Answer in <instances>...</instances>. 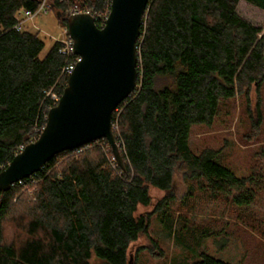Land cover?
<instances>
[{
    "label": "trees",
    "instance_id": "16d2710c",
    "mask_svg": "<svg viewBox=\"0 0 264 264\" xmlns=\"http://www.w3.org/2000/svg\"><path fill=\"white\" fill-rule=\"evenodd\" d=\"M241 1L264 11V0H150L137 88L113 114L124 168L103 139L56 155L0 191V264H92L94 258L131 264V246L149 235L157 211L170 209L176 174L189 191L233 204L250 206L264 194V169L239 177L220 150L196 153L190 144L193 128L212 126L236 98L253 115L252 92L264 86V35L238 14ZM49 3L65 28L75 7L93 10L103 28L112 0ZM39 4L0 0V172L37 141L68 84L63 44L55 42L41 58L39 35L16 29L18 13H35ZM258 104L255 123L262 117ZM151 188L164 197L152 212L137 215L140 206L152 205ZM162 219L173 222L170 213ZM149 240L144 250L161 256L158 242ZM193 264L231 263L201 252Z\"/></svg>",
    "mask_w": 264,
    "mask_h": 264
},
{
    "label": "rangeland",
    "instance_id": "374dc122",
    "mask_svg": "<svg viewBox=\"0 0 264 264\" xmlns=\"http://www.w3.org/2000/svg\"><path fill=\"white\" fill-rule=\"evenodd\" d=\"M237 12L261 28L260 36L264 35L263 10L241 1ZM57 13L51 7L32 18L26 11L19 13L23 31L38 34L45 43L41 58L55 42L67 38V28L57 18ZM258 102L262 117L259 123H255L253 117ZM248 106L240 97L228 102L212 126H195L190 140L196 153L206 149L220 150L225 164L239 177L264 169V86L260 94L255 89L252 92L253 115ZM25 189L32 192L30 188ZM173 189L175 198L169 207L170 212L168 210L163 215L157 211L149 235L131 246V264H193L201 252L231 264H264V194L250 206L237 201L233 204L229 199L217 200L196 188L189 191L180 174L175 175ZM150 194L152 205L140 206L137 215L152 212L164 197V192L155 188H151ZM169 213L173 224L162 219ZM150 238L158 242L163 253L161 256L153 254L152 250H144V247L151 246ZM92 264L107 262L94 258Z\"/></svg>",
    "mask_w": 264,
    "mask_h": 264
},
{
    "label": "water",
    "instance_id": "95a60500",
    "mask_svg": "<svg viewBox=\"0 0 264 264\" xmlns=\"http://www.w3.org/2000/svg\"><path fill=\"white\" fill-rule=\"evenodd\" d=\"M41 2V0H38ZM150 0H112L104 27L91 14H73L67 31L81 58L37 141L0 172V191L39 172L56 155L105 139L124 168L113 114L136 90L138 42Z\"/></svg>",
    "mask_w": 264,
    "mask_h": 264
},
{
    "label": "built area",
    "instance_id": "2783aa9c",
    "mask_svg": "<svg viewBox=\"0 0 264 264\" xmlns=\"http://www.w3.org/2000/svg\"><path fill=\"white\" fill-rule=\"evenodd\" d=\"M50 7L51 6H50L48 0H41L38 10L35 13H28V17L32 18L34 15H37L38 13H40L42 11H46ZM70 12L72 14H82V13L91 14L95 18L93 10H91L89 8L75 7V8H72ZM19 13H21V11ZM19 13L17 15L18 23L16 25V29L19 31H22L23 28H22V22L19 19ZM108 15H109V13L105 17V20L107 19ZM99 18H101V16H99ZM60 43L63 44L62 48L60 49V53L64 56L68 57V59H69V63L64 67L63 73L65 75L70 76L73 73V71L75 70V67L78 64V62L81 61V58L74 53L73 41L70 38L69 34L67 35L66 40H62V41H60ZM113 129H114V127H113ZM23 150H24V147H21L20 152H22ZM113 159L115 161H117V159L115 157ZM18 183H22V181H19Z\"/></svg>",
    "mask_w": 264,
    "mask_h": 264
},
{
    "label": "bare ground",
    "instance_id": "6f19581e",
    "mask_svg": "<svg viewBox=\"0 0 264 264\" xmlns=\"http://www.w3.org/2000/svg\"><path fill=\"white\" fill-rule=\"evenodd\" d=\"M40 3V2H39ZM33 176V175H32Z\"/></svg>",
    "mask_w": 264,
    "mask_h": 264
}]
</instances>
